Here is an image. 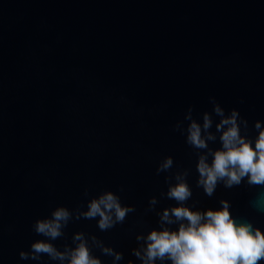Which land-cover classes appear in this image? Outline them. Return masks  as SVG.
<instances>
[{
	"label": "water",
	"instance_id": "water-1",
	"mask_svg": "<svg viewBox=\"0 0 264 264\" xmlns=\"http://www.w3.org/2000/svg\"><path fill=\"white\" fill-rule=\"evenodd\" d=\"M210 98L226 115L237 109L255 139V121L264 123V0H0V264H59L20 258L46 239L33 223L57 206L86 210L103 191L135 211L107 231L98 218L74 219L52 243L63 250L84 232L122 253L116 264H140L135 237L175 206L161 193L165 177L184 169L187 206L227 200L234 218L264 231V186L220 184L211 197L196 186V150L175 125L187 128L191 107L201 123L212 114L215 132ZM168 156L172 169L157 174Z\"/></svg>",
	"mask_w": 264,
	"mask_h": 264
},
{
	"label": "clouds",
	"instance_id": "clouds-1",
	"mask_svg": "<svg viewBox=\"0 0 264 264\" xmlns=\"http://www.w3.org/2000/svg\"><path fill=\"white\" fill-rule=\"evenodd\" d=\"M210 100L213 112L220 118L215 124V132L211 131L212 114L204 112L201 123L193 118L191 107L185 114L189 121L187 128H182L180 122L175 125V130L186 134V143L196 150V186L209 197L220 184L225 188L238 187L244 182L250 187L264 186V123L255 121L257 135L253 140L247 135L248 121L237 109L226 115L215 98ZM217 139L220 146L210 147L209 143H215ZM173 164L171 156L165 157L157 167V174L169 172ZM188 176L189 170L184 169L165 177L168 188L161 195L176 204L156 213L158 228L136 235L139 246L132 249V254L140 264H157V261L160 264H261L264 261V231L251 221L234 218L227 200H220L219 208L203 211L193 210L194 205L187 206L186 202L193 195ZM84 195L88 196L87 189ZM157 203V198L151 197L149 210H154ZM134 211L133 206L123 205L120 197L112 191H103L89 199L86 210H82V206L74 210L57 206L50 217L38 218L32 225L34 232L46 239L35 240L30 250L21 251L19 256L36 261L47 256L59 264H102L101 259L93 254L94 247L103 255L113 257V264H116L123 259V254L106 246L95 235L76 232L72 236V245L65 244L63 250L52 241L62 238L64 229L74 219L98 218V228L107 231L123 224L128 214ZM173 225L176 227H171ZM127 264L133 262L129 260Z\"/></svg>",
	"mask_w": 264,
	"mask_h": 264
}]
</instances>
